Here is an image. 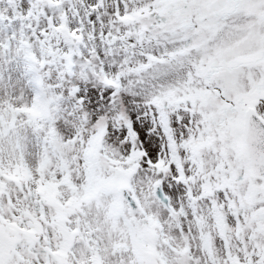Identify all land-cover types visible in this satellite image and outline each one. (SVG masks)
<instances>
[{
	"label": "snow or ice",
	"instance_id": "obj_1",
	"mask_svg": "<svg viewBox=\"0 0 264 264\" xmlns=\"http://www.w3.org/2000/svg\"><path fill=\"white\" fill-rule=\"evenodd\" d=\"M0 264H264V0H0Z\"/></svg>",
	"mask_w": 264,
	"mask_h": 264
}]
</instances>
